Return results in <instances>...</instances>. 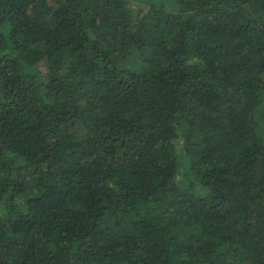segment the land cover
Wrapping results in <instances>:
<instances>
[{"label": "trees", "instance_id": "16d2710c", "mask_svg": "<svg viewBox=\"0 0 264 264\" xmlns=\"http://www.w3.org/2000/svg\"><path fill=\"white\" fill-rule=\"evenodd\" d=\"M0 0V264H264V0Z\"/></svg>", "mask_w": 264, "mask_h": 264}, {"label": "rangeland", "instance_id": "374dc122", "mask_svg": "<svg viewBox=\"0 0 264 264\" xmlns=\"http://www.w3.org/2000/svg\"><path fill=\"white\" fill-rule=\"evenodd\" d=\"M173 1H175V0H173ZM172 0H159L158 1V4L161 2V3H165V4H168V2H170V3H172L173 2ZM141 2H143L144 4H147V1H145V0H141ZM179 7V5H178V3L175 1V8L176 7ZM177 7V8H178Z\"/></svg>", "mask_w": 264, "mask_h": 264}]
</instances>
